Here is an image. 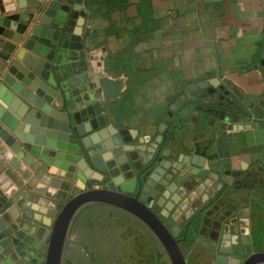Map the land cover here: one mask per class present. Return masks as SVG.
<instances>
[{
    "label": "crops",
    "instance_id": "0c3cea01",
    "mask_svg": "<svg viewBox=\"0 0 264 264\" xmlns=\"http://www.w3.org/2000/svg\"><path fill=\"white\" fill-rule=\"evenodd\" d=\"M51 1L65 5L67 0H46L25 32L23 42L0 35L4 39L0 47V164L4 169L30 186L26 191L44 186L45 191L58 194L62 190L50 182L67 170L49 165L44 182L24 161L22 150L33 159L55 150L54 159L70 167L73 163L64 156L81 155L74 162L76 177L70 192L66 191L68 197L58 202L57 211L72 196L73 188L80 189L84 183H90V187L101 184L134 192L138 169L154 158L171 127V106L181 100L189 87L201 82L204 88L192 93L198 96V101L179 105L176 117L179 115L183 125L168 135L159 159L167 163L179 162L182 158L192 161L201 148L209 156L210 165L239 173L229 188L232 195L246 194L245 207L238 219L241 223L229 224L228 242L239 243L242 258L264 251V0H84L87 14L83 48L70 49L68 61L60 64H56L60 46L68 47L73 41L67 31L69 17L65 14L68 11L50 8ZM18 4L19 0H0V17L18 12ZM37 26L42 29L32 48L27 49L25 44ZM22 51L24 54L19 57ZM15 61L50 85L89 73L92 79L80 86L79 98L84 101L87 96L90 106L100 108L99 114L84 122L93 129L77 139L73 132L32 124L30 130L24 131L20 151L15 152V132L25 125L24 120L32 109L40 110L46 104L11 72ZM99 76L124 81V90L118 99H103L100 95L92 101L98 89L91 84ZM217 86L229 94L222 98L223 92ZM125 93L130 96L126 101ZM237 101L252 115L228 110ZM217 105H224L226 109ZM67 110L64 102L61 111ZM109 128L115 132L125 130L133 141L123 145V151L119 152ZM213 172L205 171L215 182L217 175ZM23 173H30L29 178H22ZM14 186L5 172L0 171V197H6L5 192ZM33 196L47 200V204L54 201L34 191ZM23 201L20 197L22 220L31 219L51 227L55 215L40 212L37 209L40 204L34 200L29 201L32 208L23 206ZM99 206L121 209L101 203L84 207L72 224L69 248L82 247L78 236L84 233V225L79 224V219L90 207L89 211ZM48 209L54 211V208ZM3 211L0 208V213ZM242 229L248 231L247 241H243ZM221 243L222 236L216 240V247H221ZM75 258L82 263V256Z\"/></svg>",
    "mask_w": 264,
    "mask_h": 264
},
{
    "label": "water",
    "instance_id": "95a60500",
    "mask_svg": "<svg viewBox=\"0 0 264 264\" xmlns=\"http://www.w3.org/2000/svg\"><path fill=\"white\" fill-rule=\"evenodd\" d=\"M44 4H46V0H19L18 12L0 17V35L17 43L23 42L25 32L31 22L36 18V14L42 11ZM83 4L84 0H67L65 5L59 1H51L48 3L50 8H62L64 11H68V13L65 14V16L69 17L67 21V31L71 34L70 38L73 41L68 47H64L63 45L60 46L56 64L68 61L70 49L82 50L83 48L82 35L87 14V9ZM59 14L63 15V12ZM41 29V26H37L34 29L31 39L25 44V48H32L33 41L37 39V34ZM3 44L4 39L0 38V47H2ZM23 54L24 51L20 53L19 57H22ZM262 58L263 62L264 47ZM30 67L32 68L33 64H31ZM11 72L46 102L40 110L32 109L29 116L24 120L25 125L21 127V130L15 132L17 136V143L15 146L13 145V150L15 152L20 151L22 147L21 141L25 140L24 131L30 130L32 124L66 133L73 132L77 139L86 135L93 129L84 122H88L91 118L100 113V111H97L98 106H90L91 100L87 96L84 101L79 98L81 93L80 86L88 84L92 79L89 73H82L76 77L74 76L69 80L62 81L59 85H55V83L50 85V83L37 77L30 68L22 66L19 61L14 62ZM206 83L209 84L210 82L206 81ZM91 86L97 87L98 89L97 92L95 91L93 93L91 98L92 101L98 100L100 95L103 99L115 100L121 96L124 90V81L122 79L99 76L95 84H91ZM204 86L205 85L201 82L194 83L193 87H189L188 91L181 97V100L171 106L169 110V115L171 119H173L170 122L171 126L176 119V111L179 105L187 103L188 101L197 102L199 99L198 96L192 93L198 91L200 88H204ZM218 88L219 91L223 92L222 98L229 94V91L225 90L223 87ZM218 88H216L215 91H217ZM84 89L85 88H83L82 91ZM64 102H66L67 111H61ZM224 103L226 104V101H224ZM182 125L183 123L181 126ZM109 129V131H112L111 134L114 144L119 147V152L123 151V145H128L133 141V137L125 130L115 132L111 130V128ZM113 129L116 128L114 127ZM168 135L166 132L158 150L155 152L154 158L138 169L137 192L135 194H133V191L123 190L121 187L113 189L104 187L101 184L94 185L86 190L84 188L85 185L80 189L74 187L71 191L72 196L58 211L56 210L58 208V202L64 201L65 198L68 197L66 191L70 192L71 190L72 181H74L76 177L74 162L82 158L81 155L64 156L69 163H73L70 167L67 166V163L54 159L55 155H57L55 150L49 151L47 155H40L39 159H33L30 153L22 150L21 154L25 158L24 161L30 164L31 168L36 172V175L44 182L47 181V177L43 178V176L49 165L60 166L63 170H67L62 177L55 176L50 182L51 186H58L64 194L61 192L57 194L51 191H45L43 189L44 186L34 187L32 191H26L30 186L28 187L21 183L9 169H4V165L0 164V171L3 170L5 175H7L15 185L11 191L5 192L6 197H0V208H4V211L0 213V264H2L3 260H6L9 264V259H12L10 262L14 264H64L65 247L69 240V233L75 217L84 207L96 203L112 205L124 209L138 217L156 235L172 264H186L184 253L178 243L176 235L171 232L169 226L157 212L152 209L149 204L144 202L142 199V192L146 191L147 187L151 189L157 182L163 187L167 186L177 173L179 163H184L188 166L201 165L206 171H214L217 175V180L222 182V186L232 185V183L226 182L223 179V174L238 178L239 173L225 170L220 165H210L209 156L206 155V152L202 151L201 148L197 149L198 154L194 155L195 157L192 161H183L184 159L182 158L179 162H163V159H159V157L160 154H162L163 146L167 144L169 139ZM205 150H207V148ZM42 163L43 165H41ZM208 166L211 168H208ZM144 167H146L145 170H143ZM165 169H171V172H167ZM48 175L52 174L49 173ZM29 176L30 173L22 174V178L24 179H28ZM178 178L180 177H177L175 180L178 181ZM33 191L37 194H46L48 197L53 198V203L50 202L47 204V200L33 196ZM20 197L24 200L22 202L23 206L32 208V204L29 203V201L34 200V202L40 204V207L37 208L40 212L49 213L52 216L55 215L51 227L41 225L31 219L22 220L18 204ZM49 207L54 208V211H49ZM224 230L225 232L222 235V243L219 249L220 252L216 256L215 264L264 263V251L255 252L246 258L240 257L241 248L239 243L231 245V243L228 242L230 235L226 231L229 230V224H226Z\"/></svg>",
    "mask_w": 264,
    "mask_h": 264
},
{
    "label": "rangeland",
    "instance_id": "374dc122",
    "mask_svg": "<svg viewBox=\"0 0 264 264\" xmlns=\"http://www.w3.org/2000/svg\"><path fill=\"white\" fill-rule=\"evenodd\" d=\"M178 166L167 186L155 183L150 192H142V199L178 238L182 237L191 217L201 214L196 240L191 245L181 240L179 245L186 264H215L220 252L215 242L222 236L226 224L234 223V219L237 224L241 223L238 219L245 207L246 194L232 195L229 185L222 186L220 180L212 182L201 165L179 163ZM165 171L171 172V169ZM177 177H180L178 181ZM84 185L85 190L90 187V183ZM89 209L79 219V224L84 225V233L78 236L82 247L69 248L70 232L64 264H172L156 235L138 217L106 206ZM75 256H82V263Z\"/></svg>",
    "mask_w": 264,
    "mask_h": 264
},
{
    "label": "trees",
    "instance_id": "16d2710c",
    "mask_svg": "<svg viewBox=\"0 0 264 264\" xmlns=\"http://www.w3.org/2000/svg\"><path fill=\"white\" fill-rule=\"evenodd\" d=\"M128 99H130V96H128V94L125 93L124 100L126 101ZM217 107L226 109L224 105H217ZM228 110L244 116L252 115V113L239 101H237L232 107H229ZM181 124H182L181 119L179 115H177L173 125L170 127V129L167 130V135L176 133L177 130L180 128ZM146 167H144L143 170H145ZM200 223H201V214H195L194 216H192L191 219L188 221V223H186L185 225V230L181 237V240H185L186 243H188V245H191L196 240V236L198 235L199 232ZM191 226L192 229L190 230Z\"/></svg>",
    "mask_w": 264,
    "mask_h": 264
},
{
    "label": "built area",
    "instance_id": "2783aa9c",
    "mask_svg": "<svg viewBox=\"0 0 264 264\" xmlns=\"http://www.w3.org/2000/svg\"><path fill=\"white\" fill-rule=\"evenodd\" d=\"M213 174L216 175L215 172H213ZM222 177H223V179H224L226 182H229V183H232L233 180H234V178H235V176H232V175H225V174H223Z\"/></svg>",
    "mask_w": 264,
    "mask_h": 264
},
{
    "label": "bare ground",
    "instance_id": "6f19581e",
    "mask_svg": "<svg viewBox=\"0 0 264 264\" xmlns=\"http://www.w3.org/2000/svg\"><path fill=\"white\" fill-rule=\"evenodd\" d=\"M97 111H100V108L97 107ZM148 189V187H147ZM234 223H235V219H234ZM232 224V223H231ZM242 237H243V241H247L249 238H248V231L245 230V229H242Z\"/></svg>",
    "mask_w": 264,
    "mask_h": 264
},
{
    "label": "flooded vegetation",
    "instance_id": "af4514ba",
    "mask_svg": "<svg viewBox=\"0 0 264 264\" xmlns=\"http://www.w3.org/2000/svg\"><path fill=\"white\" fill-rule=\"evenodd\" d=\"M148 189H149V188H148ZM150 190H151V189H149V190L146 189L145 192H150ZM136 192H137V191L135 190V191L133 192V194H135ZM177 240H178V243L180 244V242H181V237H180V238L177 237ZM182 241H183V240H182ZM185 242H186V241H185ZM245 258H246V257H245Z\"/></svg>",
    "mask_w": 264,
    "mask_h": 264
}]
</instances>
